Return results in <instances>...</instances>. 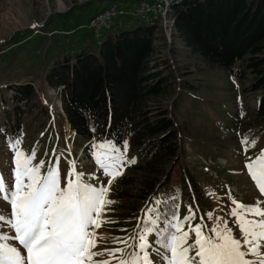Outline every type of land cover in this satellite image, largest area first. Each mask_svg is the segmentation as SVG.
Masks as SVG:
<instances>
[{
	"label": "rangeland",
	"instance_id": "374dc122",
	"mask_svg": "<svg viewBox=\"0 0 264 264\" xmlns=\"http://www.w3.org/2000/svg\"><path fill=\"white\" fill-rule=\"evenodd\" d=\"M136 1L0 0V174L6 183L14 184V153L9 144L16 139L1 127L6 117L9 119L8 111L14 103L13 89L8 84L32 80L41 102L49 107L51 113L46 117L41 115L40 120L35 119L36 112L24 114L32 123L24 125L18 137L22 150L28 154L35 151L34 163L45 160L46 166L55 155H59L62 174L75 161L76 171L95 174L100 179L92 181L94 184L108 186V179L103 177L95 162V150L90 147L99 142L92 138L90 145H87L89 141L77 145L76 130L68 125L61 110L59 88L45 79V73L56 57L64 53L75 54L83 48L99 51L109 31L137 27L142 21L131 14L116 16L111 27L104 28L100 37L88 25L91 15L97 10L112 3L130 6ZM157 31L154 58L160 67L173 72L172 94L158 100L169 106L177 101L173 106L174 115L183 127L180 135L182 158L173 170V178L179 180L185 170H191L203 191L192 204L185 203L183 199L178 215L182 219L188 212V205L193 209L198 207L193 224L202 222L206 234H211L210 230L217 225L226 226L239 239V226L229 214L234 207L233 200L245 205L264 202V194L260 193L245 167L249 158L255 159L264 152V130L250 136H246L243 130V119L254 120L261 91L244 90L250 85L252 74L244 80L230 77L222 68L210 65L195 53L177 31L163 26H158ZM245 138L247 143L242 144ZM126 143V152L121 147L123 143L116 146L120 147L126 161H131L136 153L129 140ZM129 164L123 166V173L128 171ZM118 178L109 186L106 197L113 201ZM129 180L122 192L142 193L139 176H131ZM10 212V204L0 199V214L8 216ZM209 212L212 213L211 218H208ZM126 213L122 207H111V210L100 213V220L112 223H103L95 229L98 240L94 251L123 247L116 242V237L137 234L138 215ZM149 240L152 241L153 237ZM191 242L192 239L189 240ZM151 256L154 264H159L160 257L155 254V249ZM95 259L106 260L109 257L105 255Z\"/></svg>",
	"mask_w": 264,
	"mask_h": 264
},
{
	"label": "trees",
	"instance_id": "16d2710c",
	"mask_svg": "<svg viewBox=\"0 0 264 264\" xmlns=\"http://www.w3.org/2000/svg\"><path fill=\"white\" fill-rule=\"evenodd\" d=\"M173 14V30L210 65L242 80L252 74L244 90L261 93L254 120L243 119V130L246 136L263 131L264 0H183L174 6ZM157 28L155 23L140 22L135 28L109 31L99 51L83 48L64 53L45 73V79L59 88L78 146L83 141L92 144V138L116 145L129 140L132 145L135 163L118 178L112 207L138 215L137 229L145 220L144 209L154 206L155 199H167L171 205L174 196L179 205L183 199L192 204L203 192L191 170H185L179 180L173 178L182 158L183 127L174 115L177 101L171 107L158 100L172 94L173 72L154 58ZM8 87L13 89L14 103L1 127L18 138L24 125L32 123L24 114L36 112L35 119L40 120L51 111L41 102L32 80L10 82ZM134 175L141 180L142 193L124 194Z\"/></svg>",
	"mask_w": 264,
	"mask_h": 264
},
{
	"label": "snow or ice",
	"instance_id": "6c2138e0",
	"mask_svg": "<svg viewBox=\"0 0 264 264\" xmlns=\"http://www.w3.org/2000/svg\"><path fill=\"white\" fill-rule=\"evenodd\" d=\"M241 143H247V138ZM20 145L19 138L9 144L14 153V184L6 183L0 174V199L11 206L10 215L0 214V264H154L153 249L160 257L159 264H264L261 201L245 205L233 200L229 214L239 226L238 239L226 226L217 225L206 234L202 222L193 224L198 207L188 205L181 219L174 196L171 205L167 199H155L135 236L115 238L123 247L94 251L98 240L95 229L112 223L99 218L115 203L106 198L109 186L123 175V166L134 164L135 159L126 161L115 143L90 145L96 164L108 179V186H104L92 182L100 179L95 174L76 171L75 161L62 174L59 155L47 166L45 160L34 163L36 152L28 154ZM121 147L127 151L126 141ZM245 167L264 194V152L249 158ZM207 215L212 217L211 212ZM149 237L155 239L150 241ZM105 255L109 259H95Z\"/></svg>",
	"mask_w": 264,
	"mask_h": 264
},
{
	"label": "built area",
	"instance_id": "2783aa9c",
	"mask_svg": "<svg viewBox=\"0 0 264 264\" xmlns=\"http://www.w3.org/2000/svg\"><path fill=\"white\" fill-rule=\"evenodd\" d=\"M183 0H137L132 5L112 3L97 10L91 15L89 27L95 31V35H103L104 28H110L118 15L131 14L142 22L155 23L163 28L174 27L173 8Z\"/></svg>",
	"mask_w": 264,
	"mask_h": 264
},
{
	"label": "water",
	"instance_id": "95a60500",
	"mask_svg": "<svg viewBox=\"0 0 264 264\" xmlns=\"http://www.w3.org/2000/svg\"><path fill=\"white\" fill-rule=\"evenodd\" d=\"M61 99V98H60ZM61 110L62 112L64 113V115H66L65 111H64V108H63V102H62V99H61Z\"/></svg>",
	"mask_w": 264,
	"mask_h": 264
},
{
	"label": "bare ground",
	"instance_id": "6f19581e",
	"mask_svg": "<svg viewBox=\"0 0 264 264\" xmlns=\"http://www.w3.org/2000/svg\"><path fill=\"white\" fill-rule=\"evenodd\" d=\"M61 102V101H60ZM69 123V122H68Z\"/></svg>",
	"mask_w": 264,
	"mask_h": 264
}]
</instances>
